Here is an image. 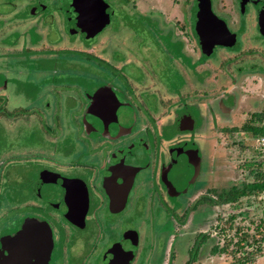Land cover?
I'll return each mask as SVG.
<instances>
[{"label": "flooded vegetation", "instance_id": "1", "mask_svg": "<svg viewBox=\"0 0 264 264\" xmlns=\"http://www.w3.org/2000/svg\"><path fill=\"white\" fill-rule=\"evenodd\" d=\"M6 1L0 264L253 263L264 156L225 138L264 150V0Z\"/></svg>", "mask_w": 264, "mask_h": 264}, {"label": "rangeland", "instance_id": "2", "mask_svg": "<svg viewBox=\"0 0 264 264\" xmlns=\"http://www.w3.org/2000/svg\"><path fill=\"white\" fill-rule=\"evenodd\" d=\"M11 1H15V0H7L6 2H11ZM18 1H22V0H18ZM33 2H37V1H43V2H47V3H49V2H51V1H53V0H32ZM95 1H101L102 3H105L106 1L109 3V4H111L110 6H108V10H109V13H110V11H111V16L113 17L114 16V9L116 8V17H119V13L121 12L120 11V5H119V3H117L115 0H95ZM112 9H113V12H112ZM251 9H249V11H250ZM235 30H237L238 32H239V34L241 33V32H243V29H239V28H237V29H235ZM107 31H105V32H103V34H105ZM102 34V35H103ZM256 39L258 40V41H261L262 43H264V37H262L261 35H259V33H258V35H256ZM243 45V42L241 41V39L239 40V42H238V46L235 48V49H233V50H230V51H234V50H239L240 49V46H242ZM227 50V49H226ZM258 57V59H260L261 60V58H259V56H256V58ZM262 60H264L263 58H262ZM259 61H257V63H258ZM259 75H261V74H259ZM255 83L257 84V88L256 89H252V88H250V86H249V83H248V81L246 80V82L243 84L244 86H242L241 88H239L238 90H239V92L242 94V95H245V96H250V98L249 99H252V97H254V100H257L256 101V106H257V108H256V110L258 111V112H260V111H264V105L262 106H260V95H261V92H264V89L263 88H258V83L260 84V86H263L264 87V78L262 79L261 77H258V74L257 75H255ZM249 80H253L252 78H249ZM243 110V109H242ZM247 111L248 110H244V111H242V114H244V115H246V113H247ZM227 119H229V122H231V123H233V124H235V123H237V119H236V117H232V116H230L229 118H227ZM244 119L245 118H243L242 120L244 121ZM242 120L241 119H239V122L238 123H242ZM237 123V124H238ZM243 137L242 136H239V134L238 135H236L235 137H232V138H225V146L227 147V146H231V148H230V150H228V151H231V152H233V153H235L236 154V152H239V154H237V155H240V159H249V157H252V156H254V157H256V156H264V150H257V149H253V150H251V151H249V150H247V147H244L243 146V139H242ZM234 145V146H233ZM242 155V156H241ZM237 158V157H236ZM243 162H242V160H238V161H235V165L236 166H238L239 164H242ZM238 169H239V175H241L242 174V170H243V168L242 167H238ZM262 194H259V196H257L256 198H254L255 199V202H257V204H259V205H262L261 206V209L263 210V207H264V200H260L259 198H260V196H261ZM124 216H128L129 215V213L128 212H126V213H124L123 214ZM257 223L258 222H260V219H256L255 220ZM262 230H264V228H262ZM256 231H258L257 229H256ZM264 233H261L259 236H258V239L259 238H261L262 237V235H263ZM257 249V251H255ZM248 251H253L252 253H253V255H251L250 256V258L254 261L253 263H251V264H264V244L263 243H261V242H259V243H257L256 245H254V247H252V248H248ZM255 253H257V254H255ZM247 254V253H246ZM222 264H239L238 263V260H237V258H234V257H232V256H228V255H225V258H224V260H223V263ZM244 264H250V263H244Z\"/></svg>", "mask_w": 264, "mask_h": 264}, {"label": "water", "instance_id": "3", "mask_svg": "<svg viewBox=\"0 0 264 264\" xmlns=\"http://www.w3.org/2000/svg\"><path fill=\"white\" fill-rule=\"evenodd\" d=\"M80 9L83 10V15H81V17H84L86 20L88 19L89 21L92 22V20L94 21V19L97 18L98 21H102L100 27L97 29V31H99L102 28V25L104 24L103 20H101V17H100V11L97 10L96 7L91 6L89 4L86 5L84 3L80 6ZM208 11H209V14L211 15L212 14L211 8H208ZM88 20L85 21V24H87V25H88ZM94 25L95 24H92V26H94ZM97 26H99V25H97ZM97 26L95 25L94 27H97ZM84 28H82V29H84ZM263 32H264V29H263Z\"/></svg>", "mask_w": 264, "mask_h": 264}, {"label": "trees", "instance_id": "4", "mask_svg": "<svg viewBox=\"0 0 264 264\" xmlns=\"http://www.w3.org/2000/svg\"><path fill=\"white\" fill-rule=\"evenodd\" d=\"M261 176H263L264 178V173H261ZM256 191H264V181L262 182V184L260 183L257 184ZM244 193H247V192H244Z\"/></svg>", "mask_w": 264, "mask_h": 264}]
</instances>
